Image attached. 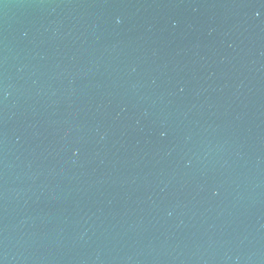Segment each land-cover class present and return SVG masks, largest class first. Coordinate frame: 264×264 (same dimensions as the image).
<instances>
[{
  "label": "water",
  "instance_id": "1",
  "mask_svg": "<svg viewBox=\"0 0 264 264\" xmlns=\"http://www.w3.org/2000/svg\"><path fill=\"white\" fill-rule=\"evenodd\" d=\"M0 264H264V0H0Z\"/></svg>",
  "mask_w": 264,
  "mask_h": 264
}]
</instances>
